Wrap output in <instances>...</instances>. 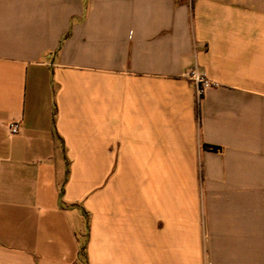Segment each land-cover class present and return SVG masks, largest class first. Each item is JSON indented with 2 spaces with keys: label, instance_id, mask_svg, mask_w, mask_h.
Masks as SVG:
<instances>
[{
  "label": "crops",
  "instance_id": "1",
  "mask_svg": "<svg viewBox=\"0 0 264 264\" xmlns=\"http://www.w3.org/2000/svg\"><path fill=\"white\" fill-rule=\"evenodd\" d=\"M0 264H264V0H0Z\"/></svg>",
  "mask_w": 264,
  "mask_h": 264
},
{
  "label": "built area",
  "instance_id": "2",
  "mask_svg": "<svg viewBox=\"0 0 264 264\" xmlns=\"http://www.w3.org/2000/svg\"><path fill=\"white\" fill-rule=\"evenodd\" d=\"M187 78L191 79L195 84V90L197 95V101L200 102L205 91L215 86L213 82L208 80L203 74H201L197 69L192 70L191 72L186 74ZM19 126L17 124L11 125V132L16 134L18 132Z\"/></svg>",
  "mask_w": 264,
  "mask_h": 264
},
{
  "label": "trees",
  "instance_id": "3",
  "mask_svg": "<svg viewBox=\"0 0 264 264\" xmlns=\"http://www.w3.org/2000/svg\"><path fill=\"white\" fill-rule=\"evenodd\" d=\"M82 251H84V248H83V250Z\"/></svg>",
  "mask_w": 264,
  "mask_h": 264
}]
</instances>
